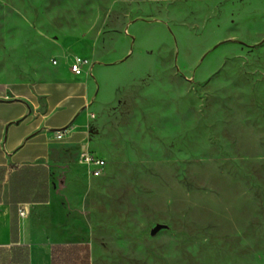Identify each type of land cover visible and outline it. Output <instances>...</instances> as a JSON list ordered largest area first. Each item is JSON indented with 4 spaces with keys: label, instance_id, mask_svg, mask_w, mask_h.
I'll return each instance as SVG.
<instances>
[{
    "label": "rangeland",
    "instance_id": "374dc122",
    "mask_svg": "<svg viewBox=\"0 0 264 264\" xmlns=\"http://www.w3.org/2000/svg\"><path fill=\"white\" fill-rule=\"evenodd\" d=\"M140 55L153 60L136 73ZM75 58L104 164L78 158V221L58 198L55 233H86L97 264H264V0H0V80Z\"/></svg>",
    "mask_w": 264,
    "mask_h": 264
},
{
    "label": "crops",
    "instance_id": "0c3cea01",
    "mask_svg": "<svg viewBox=\"0 0 264 264\" xmlns=\"http://www.w3.org/2000/svg\"><path fill=\"white\" fill-rule=\"evenodd\" d=\"M61 54L67 61L66 53ZM67 70L43 71L47 76L43 79L0 80V264H55L58 254H69L73 248L80 251L87 244L91 263L97 264L98 245L86 233L54 231L58 198L65 214L78 221L66 201H73L68 188L83 182L76 164L81 145L89 144V113L95 106L92 76H75ZM59 131L64 132L62 139L56 138ZM24 165L47 168L49 199L46 203H22L29 210L26 217L18 215L19 204L12 233L9 178Z\"/></svg>",
    "mask_w": 264,
    "mask_h": 264
},
{
    "label": "trees",
    "instance_id": "16d2710c",
    "mask_svg": "<svg viewBox=\"0 0 264 264\" xmlns=\"http://www.w3.org/2000/svg\"><path fill=\"white\" fill-rule=\"evenodd\" d=\"M62 184V183H61ZM48 174L43 165L16 168L9 178V203L12 212V233L15 232L17 206L22 203L48 202Z\"/></svg>",
    "mask_w": 264,
    "mask_h": 264
},
{
    "label": "built area",
    "instance_id": "2783aa9c",
    "mask_svg": "<svg viewBox=\"0 0 264 264\" xmlns=\"http://www.w3.org/2000/svg\"><path fill=\"white\" fill-rule=\"evenodd\" d=\"M53 63L55 64L56 61L54 60ZM86 68H87V60L85 58H75L72 63L70 64V70L75 76H82L86 73ZM64 132L59 131L57 133L56 138L57 139H62L63 138ZM79 160L81 163L86 164V165H94L96 166L93 170L92 173L95 174L96 176H99L102 173V168L104 161L101 159H98L95 157L92 152H90L88 148L87 142H83L81 145L80 151H79ZM29 214V210L27 208L26 204H20L18 206V215L20 217H26ZM29 232L26 231L25 235H28Z\"/></svg>",
    "mask_w": 264,
    "mask_h": 264
},
{
    "label": "bare ground",
    "instance_id": "6f19581e",
    "mask_svg": "<svg viewBox=\"0 0 264 264\" xmlns=\"http://www.w3.org/2000/svg\"><path fill=\"white\" fill-rule=\"evenodd\" d=\"M152 43H153V40H151V39H147L144 41L145 45H152ZM70 54H72L73 56H76V57H79L80 55H85V53H70ZM140 57L142 59L143 65L142 66L140 65L139 67H134V71L136 73L139 72L140 70H142L145 67V65H148L153 60V55H143V56L140 55Z\"/></svg>",
    "mask_w": 264,
    "mask_h": 264
},
{
    "label": "water",
    "instance_id": "95a60500",
    "mask_svg": "<svg viewBox=\"0 0 264 264\" xmlns=\"http://www.w3.org/2000/svg\"><path fill=\"white\" fill-rule=\"evenodd\" d=\"M162 228V225H157L155 226L152 231L151 234L154 235L156 232H158L160 229Z\"/></svg>",
    "mask_w": 264,
    "mask_h": 264
}]
</instances>
